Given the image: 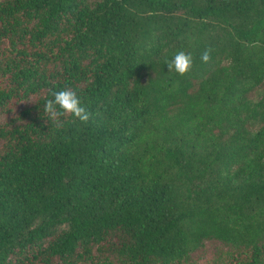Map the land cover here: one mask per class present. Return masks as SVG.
I'll return each mask as SVG.
<instances>
[{"label":"trees","instance_id":"trees-1","mask_svg":"<svg viewBox=\"0 0 264 264\" xmlns=\"http://www.w3.org/2000/svg\"><path fill=\"white\" fill-rule=\"evenodd\" d=\"M263 85L264 0H0V264H264Z\"/></svg>","mask_w":264,"mask_h":264},{"label":"clouds","instance_id":"clouds-1","mask_svg":"<svg viewBox=\"0 0 264 264\" xmlns=\"http://www.w3.org/2000/svg\"><path fill=\"white\" fill-rule=\"evenodd\" d=\"M212 49H205L200 55V61L203 64H209L212 61ZM169 72L176 73L179 77L189 76L195 68L194 56L191 52L178 50L170 60L165 61ZM51 98L44 104V113L50 121L57 127L62 126V116H72L81 123H87L92 113L83 103L82 98L71 88L53 90L50 93Z\"/></svg>","mask_w":264,"mask_h":264},{"label":"rangeland","instance_id":"rangeland-1","mask_svg":"<svg viewBox=\"0 0 264 264\" xmlns=\"http://www.w3.org/2000/svg\"><path fill=\"white\" fill-rule=\"evenodd\" d=\"M253 97L258 98L259 100L264 99V85L259 89V91L253 94ZM3 121H6V119H2L0 122Z\"/></svg>","mask_w":264,"mask_h":264}]
</instances>
